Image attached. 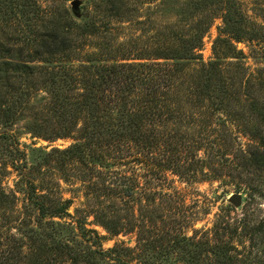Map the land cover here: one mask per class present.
<instances>
[{
	"label": "trees",
	"instance_id": "1",
	"mask_svg": "<svg viewBox=\"0 0 264 264\" xmlns=\"http://www.w3.org/2000/svg\"><path fill=\"white\" fill-rule=\"evenodd\" d=\"M43 1L50 5L43 7ZM71 1L0 0V121L12 127L20 116L35 112L33 137L74 140L69 148L49 153L44 166L56 160L64 174L70 167L64 181L76 179L83 194L72 214L75 199L66 198L61 185L47 181L43 165L28 166L15 135L0 134L20 176L16 191L1 190L0 209L14 211L18 193L26 202V218L14 223L24 228L19 229L21 238L11 234L19 240L17 255L2 264H49L37 253L35 239L42 235L55 244V264L241 262L234 254L238 248L227 237L229 225L216 224L210 232L193 230L189 236L184 232L189 218L179 215L180 191H160L170 183L168 173L186 183L218 180L228 176L225 169L236 160L243 161L244 169L264 173V128L244 133L248 143L243 145L229 126L234 101L231 67L247 71L235 44L254 41L248 39L239 3L202 0L198 7L201 13L213 6L224 11L215 58L205 63L198 52L208 25L197 26L195 35L171 33L154 49L133 51L127 44L107 40L97 16L76 21L67 8ZM94 3L109 20L133 18L131 0ZM90 38L104 39L94 45L97 52H85ZM40 92L45 93L42 104L32 106L33 94ZM248 102L251 116L264 121L262 99ZM139 166L146 168L145 175H140ZM143 177L148 178L144 184ZM146 189L152 193L146 195ZM158 196L166 211L140 202L146 198L153 205ZM34 221L39 231L31 227ZM67 221L79 238L76 245L57 238L59 229H68ZM90 223L114 237L137 231V246L105 250V237L88 228ZM254 231L264 239V220ZM28 242L35 245L29 253Z\"/></svg>",
	"mask_w": 264,
	"mask_h": 264
},
{
	"label": "rangeland",
	"instance_id": "2",
	"mask_svg": "<svg viewBox=\"0 0 264 264\" xmlns=\"http://www.w3.org/2000/svg\"><path fill=\"white\" fill-rule=\"evenodd\" d=\"M73 1L67 4V8L76 21L83 23L87 18L90 21L91 18L93 19V17L97 16L98 25L105 29L104 35H106L107 40L112 39L114 42L127 44L128 47H132L133 51L154 49L160 46V43H163L171 33L195 35L197 34V26L201 27L204 25L205 27V25H208L209 29L204 36L202 47L198 54L201 61L205 63L215 58V42L220 29L223 27L222 17L224 11L221 6L209 7L208 10L201 13L198 11V7L202 0H131L130 7L134 10L133 18L118 22L105 18L104 14L100 15L97 12L95 0H79L78 11L73 10L71 6ZM236 1L239 3L238 6L247 20V28L250 33L248 39L252 37L254 41L244 40L235 44L238 51H241L244 55L243 57H245L244 64L247 67V71H238L233 69L235 67H231L233 71H231V75L234 78L231 79L230 83L234 92V101L230 112L231 123L229 126L235 136L240 138V143L246 145L248 139L245 138L244 133L251 129H257V127L264 128V121L260 122L257 117L253 118L251 116L249 112L250 102L247 103L250 99L256 100L259 98L264 102V0ZM42 5L46 8L50 4L43 1ZM108 30L109 32H107ZM103 40L90 38L85 52H97L94 45L102 43ZM244 75V79H241ZM257 77L260 79H254ZM44 96V92L33 94L31 99L32 106L42 104ZM33 113L28 111L25 116H20L18 122L12 127H6L0 121V134L8 132L15 135L20 142L21 150L26 153L28 166L34 168L43 165V168L48 172L46 174V177H48L47 181L61 185L65 197L75 199V206L70 210L74 214L75 208L80 207L83 200L80 182L76 179L65 182V175L69 174L71 169L68 167L67 170L70 172L62 173L59 168H56L59 164L56 160L52 162L51 167L44 166L49 153L69 148L74 144V140L63 138L46 140L33 137L31 131L37 120ZM6 148L7 144L0 142V192L5 190L7 193H11V191L17 190L16 183L20 176L13 170ZM242 162V160H236V162L229 163L225 169V173L228 176L200 183H186V180L168 173L170 183L163 184L164 187L160 191H168V193L180 191L182 202L178 206L180 213L178 212L179 210L177 212L181 217L186 216L189 218V229L187 227L184 228V232L189 236L193 234V230H208L210 232L216 224L218 226L229 225L230 230L227 237L239 251L238 253L234 252L239 257L238 260L241 261L237 264H264V239H262L261 235L257 236L254 231L255 225L264 220V173L254 168L244 169L240 167ZM137 169L140 175L147 173L144 166H139ZM39 177L38 174H35L36 179ZM146 180L148 181V178L143 177L141 182L144 184ZM151 191L146 189V195L152 193ZM232 196L240 198L239 204L230 203ZM17 197L18 202L14 211L8 207L0 209V264L3 262L7 263L17 255L19 240L13 239L11 234L21 238L19 229H24L20 224H14L18 218L21 220H24V217L26 218V210L24 209L26 206L25 196L18 193ZM176 198L178 199V197ZM140 202H142L143 207L151 206V210L155 208L167 210L165 209L167 208L166 203L159 196L157 202L153 205L146 198ZM138 207L136 206V209ZM172 212L174 211L172 210ZM164 215L171 216L170 212H166ZM89 221L92 222L93 218H90ZM67 223L69 224L68 229H59L60 234L57 235V238L69 239L73 241V245H76L74 241H78L79 238L76 237L74 225L70 221H67ZM157 223L159 225V222ZM31 227L38 230L35 221ZM88 228L97 230L100 235L105 237L103 243L105 250L116 246L127 248H135L137 246V231L114 237L96 224L92 225L90 223ZM49 232L53 233V230L50 229ZM35 240H37L36 245L39 247L37 253L44 254L48 258L49 264H55L56 252L53 250L55 244L52 238L46 239V236L42 235ZM28 243L29 246L25 248V252H30V246L35 249L34 244ZM175 263L173 261L168 264Z\"/></svg>",
	"mask_w": 264,
	"mask_h": 264
},
{
	"label": "water",
	"instance_id": "3",
	"mask_svg": "<svg viewBox=\"0 0 264 264\" xmlns=\"http://www.w3.org/2000/svg\"><path fill=\"white\" fill-rule=\"evenodd\" d=\"M71 6L73 8L74 11H78L79 9V6H80V1L79 0H74L72 3H71ZM240 202V198L238 196H232L230 198V203L234 204V205H237L239 204Z\"/></svg>",
	"mask_w": 264,
	"mask_h": 264
}]
</instances>
